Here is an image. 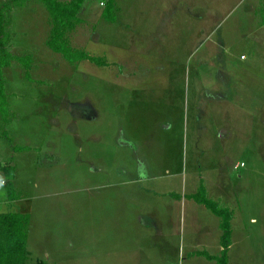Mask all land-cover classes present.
<instances>
[{
	"label": "rangeland",
	"instance_id": "obj_1",
	"mask_svg": "<svg viewBox=\"0 0 264 264\" xmlns=\"http://www.w3.org/2000/svg\"><path fill=\"white\" fill-rule=\"evenodd\" d=\"M252 2L84 0L66 36L97 62L72 64L44 45V7H15L9 46L34 69L6 68L0 154L15 169L0 186L30 214V261L219 264L222 218L197 194L230 213L227 264H264V14Z\"/></svg>",
	"mask_w": 264,
	"mask_h": 264
},
{
	"label": "trees",
	"instance_id": "obj_2",
	"mask_svg": "<svg viewBox=\"0 0 264 264\" xmlns=\"http://www.w3.org/2000/svg\"><path fill=\"white\" fill-rule=\"evenodd\" d=\"M29 0H4L0 2V112L2 106H8V94L5 90L3 67L9 65L12 59L22 62L26 68L25 76H30L31 57L29 54L16 55L7 49L11 39L8 29L11 23L10 11L17 6H24ZM46 10L50 28L45 40V47L60 54L69 63L79 60L97 62L96 58L85 52L73 49L68 44L67 33L80 22L76 17L84 0H38ZM31 78V77H30ZM194 197L204 203L214 213L221 216L222 253L217 257L219 264H227V247L230 244V213L228 209L218 206L203 195ZM30 214L22 211L0 212V264H45L43 260L30 261L28 248ZM213 258L214 255H208Z\"/></svg>",
	"mask_w": 264,
	"mask_h": 264
},
{
	"label": "crops",
	"instance_id": "obj_3",
	"mask_svg": "<svg viewBox=\"0 0 264 264\" xmlns=\"http://www.w3.org/2000/svg\"><path fill=\"white\" fill-rule=\"evenodd\" d=\"M30 1V0H29ZM28 1V2H29ZM37 2H39L38 0H36ZM28 2L26 3V5L28 4ZM39 4H41L40 2H39ZM41 6H42V4H41ZM18 7V6H17ZM19 7H21V6H19ZM23 7H25V6H23ZM248 7H249V13L250 14H252V18H254L255 19V17L257 16V9H260L261 11H262V13L264 14V0H253V2H252V4H250V5H248ZM15 9V7L10 11V16H11V22H12V19H13V15H12V11ZM46 11V10H45ZM262 14V15H263ZM261 15V16H262ZM261 22H262V19L260 18L259 19ZM258 20V21H259ZM258 23H260V22H258ZM262 23H264V21L262 22ZM11 24V23H10ZM10 24H9V26H10ZM8 29H9V27H8ZM258 29V28H257ZM10 30V29H9ZM11 32V31H10ZM11 34H12V32H11ZM12 40V39H11ZM46 40V39H45ZM10 42L11 41H9V42H7V49L10 51V52H12L13 54H16V55H24V54H29L30 55V57H31V60H32V62H31V68H30V73H31V71L34 69V68H32L33 67V54L32 53H30V52H26V51H22V50H20V49H18V48H16L15 50L14 49H12V48H10V46H9V44H10ZM45 42V41H44ZM18 52H17V51ZM241 59H245V57H240ZM7 67H10V69H12V70H14V69H16V70H19L20 72H22V70H24V76H25V71H26V68H25V66H24V64L22 63V62H20L19 60H17V59H12L11 60V62H10V64L9 65H6V66H4L3 67V75H4V78H5V90H6V92H7V94H8V98H10L11 96H10V93L8 92L9 90L7 89V84H8V81H7V75H6V68ZM246 68H248V66H245ZM11 70V71H12ZM15 71V70H14ZM23 73V72H22ZM21 77H22V75L21 74H19ZM26 77V76H25ZM13 93L14 94H16V92H14L13 91ZM6 132V129H4V131H3V133H5ZM17 155V151H14L13 152V157L14 156H16ZM0 156H1V159H2V163H3V166H2V168L0 169V178H2V177H5L6 179H7V183H6V185L9 183V181H11L8 177H7V173H8V169L9 168H11V167H13L12 169H15V166L12 164V163H10V162H5L4 160H3V158H2V155L0 154ZM0 185H4V184H0ZM0 193H1V196H0V212H6V211H15V209H13V206H14V204L12 203L13 201H15V200H19V198H10V196H7L8 198H4V192H3V189H2V187L0 186ZM25 209H23V210H21V209H19L18 211H22V212H25L24 211ZM30 226V225H29ZM30 229V228H29ZM30 233V232H29ZM28 240H29V237H28ZM229 246V245H228ZM228 262V261H227Z\"/></svg>",
	"mask_w": 264,
	"mask_h": 264
},
{
	"label": "built area",
	"instance_id": "obj_4",
	"mask_svg": "<svg viewBox=\"0 0 264 264\" xmlns=\"http://www.w3.org/2000/svg\"><path fill=\"white\" fill-rule=\"evenodd\" d=\"M2 166H3V163H2L1 156H0V169L2 168ZM0 181H2V183H0V184H6L7 183V179L5 177L0 178Z\"/></svg>",
	"mask_w": 264,
	"mask_h": 264
},
{
	"label": "clouds",
	"instance_id": "obj_5",
	"mask_svg": "<svg viewBox=\"0 0 264 264\" xmlns=\"http://www.w3.org/2000/svg\"><path fill=\"white\" fill-rule=\"evenodd\" d=\"M0 183H2V181H0Z\"/></svg>",
	"mask_w": 264,
	"mask_h": 264
}]
</instances>
